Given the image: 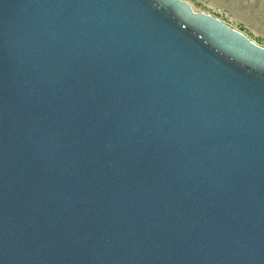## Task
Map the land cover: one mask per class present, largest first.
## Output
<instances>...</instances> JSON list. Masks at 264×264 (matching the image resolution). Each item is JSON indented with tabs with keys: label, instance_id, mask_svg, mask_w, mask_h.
Masks as SVG:
<instances>
[{
	"label": "water",
	"instance_id": "water-1",
	"mask_svg": "<svg viewBox=\"0 0 264 264\" xmlns=\"http://www.w3.org/2000/svg\"><path fill=\"white\" fill-rule=\"evenodd\" d=\"M0 264H264V47L186 0H0Z\"/></svg>",
	"mask_w": 264,
	"mask_h": 264
},
{
	"label": "rangeland",
	"instance_id": "rangeland-1",
	"mask_svg": "<svg viewBox=\"0 0 264 264\" xmlns=\"http://www.w3.org/2000/svg\"><path fill=\"white\" fill-rule=\"evenodd\" d=\"M195 11L220 18L264 47V0H186Z\"/></svg>",
	"mask_w": 264,
	"mask_h": 264
}]
</instances>
